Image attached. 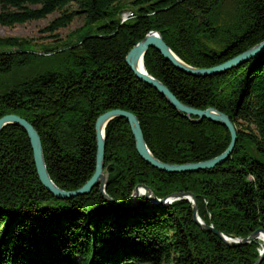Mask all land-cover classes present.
Listing matches in <instances>:
<instances>
[{"label":"trees","instance_id":"trees-1","mask_svg":"<svg viewBox=\"0 0 264 264\" xmlns=\"http://www.w3.org/2000/svg\"><path fill=\"white\" fill-rule=\"evenodd\" d=\"M77 9H70V4ZM130 7L134 16L121 21ZM59 15L47 30L84 14L89 30L45 54L17 38L0 37V118L16 114L38 131L48 172L68 191L94 174L95 125L106 111L134 113L151 152L166 163H196L222 154L229 129L182 115L126 62L152 31L185 62L220 65L264 41V0H0V25ZM99 22V24H96ZM148 72L184 104L228 115L237 140L222 164L169 173L138 154L126 118L105 127L106 195L60 198L38 176L27 132H0V264H255L259 239L230 245L193 218L191 202L128 206L139 183L157 197L191 192L206 225L231 237L264 230V51L224 73L194 76L157 49L144 56ZM259 264H264V254Z\"/></svg>","mask_w":264,"mask_h":264},{"label":"water","instance_id":"water-1","mask_svg":"<svg viewBox=\"0 0 264 264\" xmlns=\"http://www.w3.org/2000/svg\"><path fill=\"white\" fill-rule=\"evenodd\" d=\"M150 47L157 49L161 54H163V56L166 59L170 60L177 69L190 75L204 77V76L224 73L229 69H232L248 61L249 59L255 57L256 55L262 53L264 51V41L220 65L207 67V68H200V67H194L188 64L187 62H185L184 60H182L168 46V44L164 41L162 35L159 32L152 31L149 34H147L143 40L139 41L136 45H134L126 56V62L133 70L135 75L141 81L157 89L182 115H185L187 117L195 116L197 117V121H201L202 119L205 118L226 126L231 133L230 145L222 154L209 160L196 162V163H183V164L166 163L158 159L149 149L145 141L139 119L134 113L123 109L109 110L101 114L96 121L95 128H96V139H97V154H96V168L94 174L81 188L73 191H67L58 187L50 177L44 157L41 137L38 131L36 130V128L28 120L21 117L20 115L8 114L1 117L0 132L8 124L18 125L27 132L32 145L38 176L42 181V183L44 184V186L57 197L65 198V197L77 196L80 194H87L91 191L93 186L99 183L100 180L102 182L101 186L103 189V186L105 185L108 176V173L104 171V157H105L104 152L106 145L105 127L108 124V122L115 117L127 119L132 129L136 142V148L139 155L149 165H152L153 167L161 171H165L169 173H181V172H195L199 170L209 169V168H213L216 165L222 164L231 155L237 140V133H236V128L228 115L212 107L206 109H197L184 104L169 90V88L161 80L151 75L146 68L140 70L137 67L139 61L141 60L144 61V56ZM139 187L144 189V192L146 193L147 197L154 196L152 190L147 185L140 184L137 185L135 189L137 191L136 195H133L131 197V200L136 199L138 192L140 191ZM171 197L180 198V199L185 198L188 200H190L189 198H191L192 199L191 201L193 203V218L195 222L198 223L204 230L215 232L230 245L235 246L238 244L246 243L249 240H254L255 238L259 237L261 234H264V230L260 229V230H256L250 236L244 238L241 242L228 240L220 231L215 230V228L212 225H206L205 223H203L198 219L197 199L191 192L173 193L171 195L164 197L161 200V203H159L158 205L163 206L167 201H169L168 199ZM107 198L110 199V197L108 196ZM263 254H264V249L260 253V258L257 260L255 264L260 263Z\"/></svg>","mask_w":264,"mask_h":264},{"label":"rangeland","instance_id":"rangeland-1","mask_svg":"<svg viewBox=\"0 0 264 264\" xmlns=\"http://www.w3.org/2000/svg\"><path fill=\"white\" fill-rule=\"evenodd\" d=\"M128 1V0H126ZM70 9H77V4L72 2L69 6ZM131 11L130 7L127 6V8H125L121 14H120V19L121 21H126L123 20V17L125 16V13ZM59 15V12H53L48 14L47 16L37 19V20H32V21H28L25 23H21V24H15L12 26H4V25H0V37L1 38H17L20 41H23L24 43H28L29 46H31L32 50L39 52L40 54H45V48L47 47H57V48H62L64 45L71 43V42H75L76 40H78L79 38H81L88 30V26L87 27H83L85 24V16L84 14H77L72 20H70L66 25H63L57 29H55L54 31H50L47 30V26L49 25V23L51 21H53L57 16ZM96 24H99V22H96ZM257 56V55H256ZM254 58V57H253ZM252 59V58H251ZM250 60V59H249ZM248 60V61H249ZM247 62V61H246ZM245 63V62H244ZM243 64V63H242ZM241 65V64H240ZM238 65V66H240ZM237 67V66H236ZM235 68V67H234ZM230 70V69H229ZM116 118V117H115ZM114 119V118H113ZM197 119V118H196ZM111 121V120H110ZM109 123V122H108ZM18 126V125H17ZM96 126V125H95ZM142 128V127H141ZM96 130V128H95ZM143 132V130H142ZM144 135V134H143ZM97 140V139H96ZM135 140V138H134ZM146 141V140H145ZM136 143V142H135ZM106 148V145H105ZM137 149V148H136ZM138 152V151H137ZM105 153V152H104ZM139 154V153H138ZM141 157V156H140ZM142 158V157H141ZM105 160V157H104ZM144 160V159H143ZM145 161V160H144ZM146 162V161H145ZM147 163V162H146ZM148 164V163H147ZM152 166V165H151ZM96 168V167H95ZM104 171L105 170V166H104ZM107 173V172H106ZM107 180H108V176L106 179V183L103 186H101V180L99 181V183H97L94 187L99 186L101 193L103 194H107L105 187L107 184ZM143 184V183H139L138 185ZM146 185V184H145ZM137 187V185H136ZM135 187V189H136ZM149 187V186H148ZM81 188V187H80ZM141 189V187H139ZM150 188V187H149ZM134 189L133 191V195H136V190ZM151 189V188H150ZM152 190V189H151ZM68 191V190H67ZM153 192V191H152ZM131 195V196H133ZM154 195V193H153ZM140 196H143L147 202L150 205L153 206H159L158 204L161 203V200L164 197H157L156 195H154L153 197H147L146 193L143 191V193H140V191L138 192V195L136 197V199L131 200L128 204V206H135L138 204V199ZM74 197V196H73ZM68 198V197H65ZM185 199V198H182ZM192 205V209H193V203H192V199L189 198ZM169 201H167L163 206H167L170 205L171 203H173L174 201L180 200V198H174L171 197L168 199ZM198 205V203H197ZM161 207H163L162 205H160ZM199 209V208H198ZM198 219L200 221H203V219L200 217L199 215V211H198ZM213 226V225H212ZM260 230V229H258ZM222 233V232H221ZM228 240L231 241H237V242H241L244 238H240V237H231L228 236L224 233H222ZM264 236V234H261ZM261 235L256 239H259V241L262 244V248L260 249V253L263 251L264 249V238L263 240L261 239ZM250 236V235H249ZM246 238V237H245ZM253 240H249L248 242H252ZM126 264H138V263H132V262H128Z\"/></svg>","mask_w":264,"mask_h":264},{"label":"bare ground","instance_id":"bare-ground-1","mask_svg":"<svg viewBox=\"0 0 264 264\" xmlns=\"http://www.w3.org/2000/svg\"><path fill=\"white\" fill-rule=\"evenodd\" d=\"M175 53V52H174ZM176 54V53H175ZM144 61L143 60H141V61H139L138 62V64H137V67L140 69V70H143V68H146V66H144ZM143 191H144V189H140V193H143ZM133 195V194H132ZM263 238H264V236L263 235H261V239L263 240Z\"/></svg>","mask_w":264,"mask_h":264},{"label":"built area","instance_id":"built-area-1","mask_svg":"<svg viewBox=\"0 0 264 264\" xmlns=\"http://www.w3.org/2000/svg\"><path fill=\"white\" fill-rule=\"evenodd\" d=\"M134 16V13L132 11H128L125 13V16L123 17V20L129 19Z\"/></svg>","mask_w":264,"mask_h":264}]
</instances>
